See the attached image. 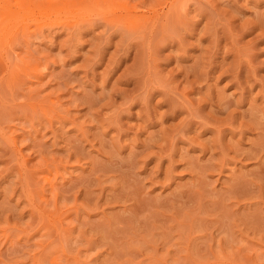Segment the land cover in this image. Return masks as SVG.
Masks as SVG:
<instances>
[{
  "label": "rangeland",
  "instance_id": "obj_1",
  "mask_svg": "<svg viewBox=\"0 0 264 264\" xmlns=\"http://www.w3.org/2000/svg\"><path fill=\"white\" fill-rule=\"evenodd\" d=\"M0 264H264V0H0Z\"/></svg>",
  "mask_w": 264,
  "mask_h": 264
}]
</instances>
